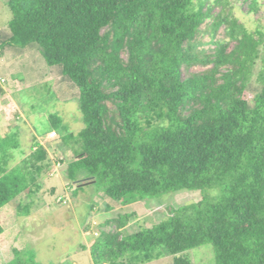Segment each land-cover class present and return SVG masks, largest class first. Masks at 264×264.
<instances>
[{
    "label": "trees",
    "instance_id": "1",
    "mask_svg": "<svg viewBox=\"0 0 264 264\" xmlns=\"http://www.w3.org/2000/svg\"><path fill=\"white\" fill-rule=\"evenodd\" d=\"M240 2L247 15L264 7V0H8L0 57L12 49L33 55L42 80L57 72L63 89L48 103H77L83 127L50 113L32 152L13 167L25 154L20 134L11 127L0 134V210L39 181L49 159L39 137L55 133L67 178L94 181L105 212L178 191L202 196L132 233L125 229L135 213L104 219L91 244L94 264L166 256L191 264L186 254L207 245L215 264H264V30L246 26ZM71 186L74 195L83 189Z\"/></svg>",
    "mask_w": 264,
    "mask_h": 264
},
{
    "label": "rangeland",
    "instance_id": "2",
    "mask_svg": "<svg viewBox=\"0 0 264 264\" xmlns=\"http://www.w3.org/2000/svg\"><path fill=\"white\" fill-rule=\"evenodd\" d=\"M7 1L0 0L1 38L9 30L12 17ZM236 8L249 29L255 30L258 24L264 30V7L253 15H247V4L240 2ZM17 53L13 49L7 50L0 57V134L5 135L11 128L18 131L21 149L25 151L23 155L18 152L11 161V167L20 164L32 152L35 136L48 128L50 113H60L75 131L83 127V123L78 121L81 113L77 103L63 98L60 102L54 100L48 103L54 93L63 89L58 73L49 72L48 79L42 80L41 73H37L41 66H36L35 57L23 55L19 58ZM18 62L23 66L15 73L19 69ZM25 70L32 76L27 78L23 74ZM64 92V98L71 97V94L66 95L68 89L65 88ZM58 138L55 133L39 137V141L49 150V159L44 162L39 181L0 210V222L4 229L0 235V264H31V257L33 264H94L91 244L99 234L98 226L104 219L119 213H135L136 217L130 219L125 229L127 233H132L138 229L139 222L143 221L149 227L157 223L168 207L195 203L202 198L201 194L193 191H178L118 207L112 213L105 212L103 193L97 189L98 186L84 185L74 195L76 188L71 185L78 184L67 178L68 164L60 163L64 158L63 153L53 145ZM92 205L101 210L92 214L93 211L89 209ZM89 223L91 226L86 230ZM186 257L191 264H215L211 245L193 250ZM147 264H174V261L173 257L166 256Z\"/></svg>",
    "mask_w": 264,
    "mask_h": 264
},
{
    "label": "water",
    "instance_id": "3",
    "mask_svg": "<svg viewBox=\"0 0 264 264\" xmlns=\"http://www.w3.org/2000/svg\"><path fill=\"white\" fill-rule=\"evenodd\" d=\"M92 182H94V181H92L90 179H84V180H81V183H79L78 186L88 185V184H91Z\"/></svg>",
    "mask_w": 264,
    "mask_h": 264
}]
</instances>
